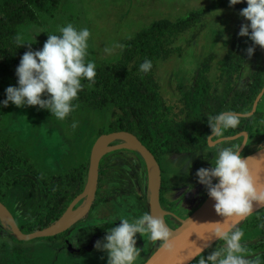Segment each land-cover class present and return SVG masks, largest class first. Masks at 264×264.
Wrapping results in <instances>:
<instances>
[{
  "label": "rangeland",
  "instance_id": "1",
  "mask_svg": "<svg viewBox=\"0 0 264 264\" xmlns=\"http://www.w3.org/2000/svg\"><path fill=\"white\" fill-rule=\"evenodd\" d=\"M59 1L57 10L41 13L42 24H21L18 27L19 38L30 48L44 45L48 34L59 35V29L69 23L77 29L88 28L91 35L87 59L94 61L96 67L120 60L128 42L150 30L157 22L180 24L197 19L184 31L164 33L170 54L167 58L157 60L153 67L165 117L175 121L179 129H175L173 134L186 145V149H190L180 153H166L158 160L163 176L161 198L165 211L164 220L170 229L179 228L209 198L206 188L197 182L196 171L201 167H211L214 153L224 147L235 148L246 143L240 148L244 157L264 147V87L256 99L259 101L255 110L253 106L246 116L252 117L258 111L261 113L251 123L249 132L228 136L226 130L223 136L213 137V146L208 142L197 150L195 145L198 139L195 135L199 130L193 131L187 118L188 96L195 72L210 55H214L211 79L215 85L211 106L218 109L229 95L232 82L227 77H220L218 63L230 55L236 47V39L243 45L245 39L238 33L241 25L247 21L234 6H229V0ZM260 58H264V48ZM254 67L253 56L245 54L237 72L238 85L248 82ZM73 104L74 110L63 120L51 116L38 106L18 108L9 103L7 107H0V137L3 143L20 149L39 170L47 174L65 173L82 163L88 164L90 172L94 144L103 133L111 130L115 108L110 106L97 109L77 99ZM185 131L190 134L185 135ZM122 143L121 140L112 142V148L106 154L109 165H105L107 171L103 184L108 198L93 207L89 217L67 233L71 245L73 241H77L78 246L73 245L74 247H85L92 240V236L85 241L78 240L79 231L83 227H94L95 232L104 228L99 239L102 240L108 228L120 224V217L150 213L149 173L145 160L138 151L121 147ZM186 160L192 162L190 169L185 164ZM16 171L19 170H14ZM12 177V173H9L5 179ZM12 184L5 188L7 196L4 203L18 225L26 227L38 215L42 199L36 201L30 196L27 187ZM38 189L42 195L41 184ZM83 192L71 202L68 209ZM82 201L83 198L73 209L78 208ZM263 215L264 208L235 227L244 232L242 243L246 248L245 255L250 259H257L264 254V225L255 227L258 217ZM136 239L137 247L141 249V256L136 264H144L163 244L152 242L147 236L141 237L139 234ZM218 242L201 255L206 257L213 250L224 247L223 240ZM201 255L191 264H198ZM0 264H107V254L94 248L87 254L74 256L65 249L63 239L55 237L20 241L15 238L10 226L0 220Z\"/></svg>",
  "mask_w": 264,
  "mask_h": 264
},
{
  "label": "trees",
  "instance_id": "2",
  "mask_svg": "<svg viewBox=\"0 0 264 264\" xmlns=\"http://www.w3.org/2000/svg\"><path fill=\"white\" fill-rule=\"evenodd\" d=\"M59 2V0H1L0 100L6 98L5 89L8 86H16L15 69L19 65L21 56L29 50L26 45L21 47L23 43L18 35V27L27 22L42 24L41 13L57 10ZM246 6V3H240L234 7L240 11ZM196 20H187L180 24L167 21L155 23L150 30L140 33L134 40L128 42L120 60L96 67L95 81L90 83L86 79L82 80L83 89L78 93L77 100L86 102L94 108L105 109L110 106L115 108L114 121L110 124L111 130L105 133L117 131L133 133L157 160L166 153L183 152L186 145L173 134L175 129H179L175 121L165 117L153 74L154 63L160 58H167L170 54L166 47L168 42L163 37L164 33L175 34L184 31ZM244 39L243 45L236 39L235 45L240 48L234 47L230 55L218 63L221 70L220 77H227L232 82L229 95L221 102L218 109L211 106L215 89L211 79L214 55L205 59L195 72L188 96L187 118L193 131L199 130V133L195 135L198 139L195 145L197 150L209 142L210 117L222 111L249 113L264 87V58L263 60L260 58L262 48L259 46L255 47L252 55L255 67L249 75L248 82L238 85L237 72L240 61L247 54L246 49L253 46V42L248 37ZM42 47L43 45L33 46L30 49L35 51ZM146 59L151 61L152 67L145 73L140 70V65ZM260 115L258 111L252 117H243L237 128L227 130V135L235 136L244 131L249 132L251 123ZM184 134L190 133L185 131ZM107 159L108 155L103 158L100 165L99 186L93 207L108 198L103 184L107 171L105 165H109ZM14 170L19 171L14 172ZM88 170V164L82 163L65 173L47 174L39 170L30 158L21 153L20 149L5 145L0 137V201L4 202L7 196L5 188L12 183L27 187L30 196L36 201L42 199L38 215L26 227H20L24 233H32L54 224L85 189L89 178ZM21 171L26 173L22 174ZM9 173H12L13 177L6 180V174ZM39 184L43 186L42 195L39 194ZM259 225H264V215L258 217L255 227ZM82 231L81 241L90 237L94 230L88 228ZM61 236L62 234H59L55 238H61ZM67 247L74 254H79L78 249L69 244ZM253 260H259L261 264H264V254Z\"/></svg>",
  "mask_w": 264,
  "mask_h": 264
},
{
  "label": "clouds",
  "instance_id": "3",
  "mask_svg": "<svg viewBox=\"0 0 264 264\" xmlns=\"http://www.w3.org/2000/svg\"><path fill=\"white\" fill-rule=\"evenodd\" d=\"M240 3L247 4L239 11L247 23L241 25L238 35L253 42V46L246 49L251 57L256 46L264 48V0H229L230 7ZM59 32V35L48 34L41 49L33 51L29 48L21 56L15 69L17 84L5 89L6 98L0 100V107H7L9 103L18 108L38 106L59 120L74 110L73 101L83 89L82 80L91 83L97 75L95 62L87 59L91 33L88 28L77 29L71 23L61 27ZM151 67V61L146 59L140 70L146 73ZM247 115V112L222 111L210 117L209 145L213 146V137H221L226 130L237 128ZM242 144L246 143L219 149L214 153L211 167L196 171L197 182L206 188L207 195L215 202V212L223 218L246 217L253 212L254 204L264 203V187L257 186L247 164L250 158L241 155ZM191 163L186 160L188 169ZM119 220L118 226L108 228L103 239L94 244L97 251L107 254V264H136L141 256L137 234L147 236L152 242H162L166 251L175 252L169 227L161 217L144 212L136 217L122 216ZM213 236L223 240L224 247L213 250L206 257L201 255L198 264H259L258 260L245 255L241 229H227L217 224ZM72 243L78 246L77 241ZM199 252L202 254L201 249Z\"/></svg>",
  "mask_w": 264,
  "mask_h": 264
},
{
  "label": "water",
  "instance_id": "4",
  "mask_svg": "<svg viewBox=\"0 0 264 264\" xmlns=\"http://www.w3.org/2000/svg\"><path fill=\"white\" fill-rule=\"evenodd\" d=\"M258 101L259 99L254 104V110ZM116 140L128 143L134 148L133 150L138 151L144 158L149 173L150 214L161 217L164 220L165 211L161 202L163 176L160 163L155 155L133 133L117 131L104 133L98 138L91 153L89 178L83 194L80 195L78 200L49 227L29 234L24 233L10 209L4 202L0 201V217L5 218L15 238L20 241H30L40 238L55 237L70 229L86 217L92 209L97 196L101 162L112 148L110 146L111 143ZM261 157H264V147L244 156L245 159L250 158L247 160V164L253 176L255 162ZM151 183H153L152 188ZM258 187H264V183ZM82 198L83 201L81 205L73 209V206ZM214 203L215 202L209 197L191 217L183 221V224L179 228L175 230L169 228L171 230L170 242L173 243L175 247L174 253L166 251L164 244H162L144 264H191L201 255L199 252L200 249L202 253H204L208 248L219 241L213 236V231L217 224H222L227 229H234L247 217L264 208V203H258L254 204L253 212L246 217L223 218L215 212ZM103 229L104 228L98 229L90 243L86 247L79 249L80 254L91 252L94 249V244L100 239Z\"/></svg>",
  "mask_w": 264,
  "mask_h": 264
},
{
  "label": "bare ground",
  "instance_id": "5",
  "mask_svg": "<svg viewBox=\"0 0 264 264\" xmlns=\"http://www.w3.org/2000/svg\"><path fill=\"white\" fill-rule=\"evenodd\" d=\"M120 146L121 147H125V148H129V149H134L131 145H129L128 143H125V142H123ZM254 178L256 180L257 186H259V185L264 183V157H261L260 159H258L255 162V165H254ZM152 187H153V183H151V188ZM0 220L4 224L8 225V223H7V221L5 220L4 217H0ZM170 233H171V230H170Z\"/></svg>",
  "mask_w": 264,
  "mask_h": 264
},
{
  "label": "flooded vegetation",
  "instance_id": "6",
  "mask_svg": "<svg viewBox=\"0 0 264 264\" xmlns=\"http://www.w3.org/2000/svg\"><path fill=\"white\" fill-rule=\"evenodd\" d=\"M158 162H159V161H158ZM161 194H162V192H161ZM161 196H162V195H161ZM161 202H162V198H161ZM162 206H163V205H162ZM92 209H93V207H92ZM92 209H91V210H92ZM91 210H90V212H91ZM90 212H89V213H90ZM89 213H88V215H89ZM88 215H87L86 217H84L82 220L87 219V218L89 217ZM82 220H80L77 224H75L74 226H72L70 229H68V230H66L65 232L61 233V234H62L61 239H63V243H64V247H65V249H66L69 253H71L72 255H74V256H80V255H83V254H80V253H79V254H74L71 250H69V248L67 247V244L71 245V240H70L69 238H67V236H68L67 233H68V231H69V233H70V232L72 231L73 228L75 229L76 227H78V225L81 223ZM88 228H93V230L95 229L94 227H87V228H84V227H83V228H81L80 231H79V235H78V240H79V241H81V240H80V235H81V233H83L82 230H85V229H88ZM103 230H104V229H103ZM94 232H95V231H94ZM96 232H97V231H96ZM96 232H95V233H96ZM95 233H93V234L91 235L92 238L94 237ZM102 233H103V231H102ZM61 234H60V235H61ZM91 236H90V237H91ZM87 238H89V237H87ZM87 238H85L83 241H85ZM88 244H89V243H88ZM71 246L74 247L73 245H71ZM85 247H86V246H85ZM74 248H76V249L79 250V249L84 248V247H80V248H79V247H74ZM86 254H87V253H86Z\"/></svg>",
  "mask_w": 264,
  "mask_h": 264
},
{
  "label": "crops",
  "instance_id": "7",
  "mask_svg": "<svg viewBox=\"0 0 264 264\" xmlns=\"http://www.w3.org/2000/svg\"><path fill=\"white\" fill-rule=\"evenodd\" d=\"M89 253V252H88ZM86 254V253H85Z\"/></svg>",
  "mask_w": 264,
  "mask_h": 264
}]
</instances>
